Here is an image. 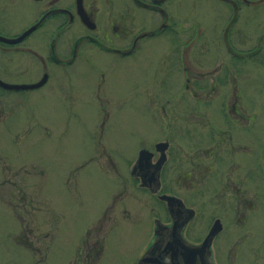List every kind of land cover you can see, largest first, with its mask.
Instances as JSON below:
<instances>
[{
	"label": "rangeland",
	"instance_id": "374dc122",
	"mask_svg": "<svg viewBox=\"0 0 264 264\" xmlns=\"http://www.w3.org/2000/svg\"><path fill=\"white\" fill-rule=\"evenodd\" d=\"M254 1L259 5L240 0L236 16L225 0H181L182 27L197 26L198 38L186 52L183 45L180 67L170 65L165 52L131 65L122 59L77 64L84 69L69 82L84 86L85 96L74 106L53 92L52 84L27 94L5 93L0 102V264H139L154 236L155 219L167 216L165 204L131 171L142 148L155 151L156 143L167 139L170 160L163 181L169 192L177 191L180 171L218 163L210 179L203 171L205 180L197 189L180 191L192 195L198 211L191 231L204 236L210 210L218 211L227 233L216 244L217 263L264 264V39L259 42L264 0ZM19 19L4 23L1 33L19 32ZM86 50L99 49L88 45ZM35 63L39 75L44 65L39 59ZM59 76L66 86V76ZM236 99L239 110L256 116L251 126L232 121L235 113L228 106ZM168 100L164 114L161 105ZM218 142L224 146L222 158L209 159V148ZM228 165L245 188L239 247L233 210L210 202L209 190L218 187Z\"/></svg>",
	"mask_w": 264,
	"mask_h": 264
},
{
	"label": "flooded vegetation",
	"instance_id": "af4514ba",
	"mask_svg": "<svg viewBox=\"0 0 264 264\" xmlns=\"http://www.w3.org/2000/svg\"><path fill=\"white\" fill-rule=\"evenodd\" d=\"M181 0H0V36L17 39L24 37L15 42L8 43L0 39V81L8 82L7 76L30 78L31 80L18 84H34L44 78L46 82L37 88L29 89H7L0 85V102L3 101L5 93L16 92L19 94H27L41 90L45 87H52L53 92L62 93L63 101L74 106L76 100L85 96L84 86H77L69 82L74 72H80L83 67H74L83 64V62L94 65L95 63L103 64L110 61L129 60L132 61L140 58L142 62L149 59L150 54H156L161 58L163 52L166 53L170 65L180 67V59L182 58V47L184 51L192 46L197 40V26L190 25L183 29L181 24ZM232 4L238 16L241 9L240 0H225ZM246 4L259 5L254 0H243ZM260 1V0H259ZM261 4V3H260ZM189 16L195 10H188ZM22 16L21 19H19ZM193 18V16H192ZM20 20L22 24L21 30L14 35L7 36L1 33L2 26L6 22H16ZM237 22L234 18L231 22ZM229 25V28L231 27ZM184 32V33H183ZM261 37L259 42L263 41ZM184 43V44H183ZM93 45L97 49L96 52L86 50V46ZM237 54V53H236ZM235 54V55H236ZM237 54L236 56H238ZM39 59L43 63V68L39 75L36 73V60ZM16 61V63H12ZM28 61V62H27ZM8 62V63H7ZM168 64V61L166 62ZM100 70L99 74L105 76ZM60 71L61 73H57ZM84 74V73H80ZM96 74V73H94ZM98 74V75H99ZM53 75V76H52ZM65 75L68 79L66 86L61 85V77ZM84 76V75H82ZM70 77V78H69ZM190 80V79H189ZM56 82H58L56 86ZM9 83V82H8ZM15 84L16 82H11ZM52 86H49L51 85ZM96 86V84H95ZM188 87V84H187ZM217 87L214 84L213 89ZM101 90V86L94 88V91ZM97 99L100 101L99 92H96ZM78 97V98H77ZM3 98V99H2ZM81 101V100H80ZM162 104V111L167 112V103ZM235 115L232 121L241 126H251L255 122L256 116L246 114L244 110L238 109V100L236 99L232 106ZM1 112V111H0ZM1 115V113H0ZM246 120L247 123L244 124ZM159 143H168L165 150L166 160L162 165L160 172L161 187L157 195L170 194L180 200L176 203L174 214L169 210L168 203L165 204L166 220H160L164 225L170 227L177 223L180 228L181 237L192 244L200 245L205 238L211 233L216 226L217 232L211 243V252H209V262L218 264L215 250L217 242L227 233V222L225 218L213 209L209 212V226L207 233L199 235L191 227L198 216V211L192 203V195L188 196L180 191H189L198 188L205 180L203 171L205 170L211 178L216 170L218 163H211L203 169L199 166L202 163L194 164L188 171H180L176 184L177 191L169 192L168 185L163 181V175L169 164V149L171 142L167 139L160 141L155 145V151L147 149L153 153L152 164H156L162 157L163 152L157 148ZM224 146L221 142L216 143L209 148V159L213 157L222 158ZM220 165V164H219ZM135 166V164H134ZM134 166L132 169H134ZM199 166V168H198ZM181 167V163H180ZM226 174L222 175L218 183V187L209 190L211 198L210 202L216 201V204L224 210L230 208L234 212L233 222L241 230V234L237 238V246H242L244 241V224H245V188L243 178H235L233 169L228 165ZM145 169L143 172L146 180H150V173ZM182 170V168H181ZM133 172V170H132ZM200 173V174H199ZM140 184L143 182L141 175L135 177ZM149 190L147 187H143ZM210 188V186H209ZM254 208V207H253ZM168 227L158 231L154 235L151 244L157 240H161L163 246L157 251H163L165 242L171 239V232ZM170 235V236H169ZM226 238V237H224ZM150 244V245H151ZM164 260H168L164 255ZM201 261H205L202 257ZM148 264H158L155 260H151Z\"/></svg>",
	"mask_w": 264,
	"mask_h": 264
},
{
	"label": "water",
	"instance_id": "95a60500",
	"mask_svg": "<svg viewBox=\"0 0 264 264\" xmlns=\"http://www.w3.org/2000/svg\"><path fill=\"white\" fill-rule=\"evenodd\" d=\"M23 37L24 35L17 39H11L0 36V39L8 43H15L21 40ZM45 79L46 78L35 84H11L0 81V85L7 89L37 88L42 86L46 82ZM167 147L168 143H159L157 145V148L163 152V155L156 164H152V152L147 149L141 150L139 159L132 172L135 176L141 175L143 177L142 185L149 187L153 192H158L161 187L160 172L162 165L166 160L165 150L167 149ZM146 168H151V170L147 171L148 173H150L149 176H151L149 181L146 180V177L148 176H146L143 172ZM160 198L167 201L169 210L173 215L175 205L176 203H179L180 200L175 196L169 194H162L160 195ZM156 225V234H158V231H160L161 229L168 227L164 225L160 220H156ZM168 228L171 232V239L165 242L163 251H161L157 255V251L163 246V244L161 243V240L153 242L145 255L140 259L139 264H148L151 260H155L158 264H212L211 262H209V252H211V243L213 237L215 236V233L217 232L216 226L212 229L211 233L200 245H195L185 241L180 235V228L177 226V223ZM164 255H167L168 260H164ZM201 257L205 260L204 262L201 261Z\"/></svg>",
	"mask_w": 264,
	"mask_h": 264
},
{
	"label": "trees",
	"instance_id": "16d2710c",
	"mask_svg": "<svg viewBox=\"0 0 264 264\" xmlns=\"http://www.w3.org/2000/svg\"><path fill=\"white\" fill-rule=\"evenodd\" d=\"M237 58H239V56H236ZM103 241L102 240H100L99 242H98V246H97V249H98V252L99 253H101L102 251H103V243H102Z\"/></svg>",
	"mask_w": 264,
	"mask_h": 264
}]
</instances>
